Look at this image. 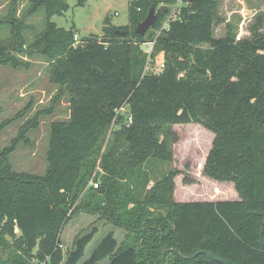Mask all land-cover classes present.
Listing matches in <instances>:
<instances>
[{
  "label": "trees",
  "instance_id": "1",
  "mask_svg": "<svg viewBox=\"0 0 264 264\" xmlns=\"http://www.w3.org/2000/svg\"><path fill=\"white\" fill-rule=\"evenodd\" d=\"M75 1L82 6L87 0ZM183 2L155 44L165 65L149 72L143 44L153 41L165 17L159 12L149 32H136L151 0L132 4L125 35L106 27L104 39L85 37L78 45L74 27L51 19L68 11L70 0H32V10L45 7L47 20L28 48L47 57L53 81L69 95L71 112L51 125L45 175L12 169L8 156L16 140L0 151V219L5 222L0 245H6L8 233L16 246L7 259L0 254V264H35L47 257V264L64 261L59 231L100 159L105 174L97 187L85 190L78 207L108 211L113 222L136 225V232L154 230L159 221V233L170 227L175 235L119 247L109 232L82 264H100L107 257L108 264H223L196 255L201 250L237 264H264V32L247 39L237 40L236 33L216 38L215 0ZM8 49L0 45V61L13 58ZM126 103L129 109L122 112ZM191 122L216 133L205 174L233 181L239 199L178 202L172 199V177L148 182L147 166L172 157L163 126ZM30 123L36 126L37 118ZM141 191L147 192L144 199ZM97 231L77 238L65 264L80 262Z\"/></svg>",
  "mask_w": 264,
  "mask_h": 264
},
{
  "label": "rangeland",
  "instance_id": "2",
  "mask_svg": "<svg viewBox=\"0 0 264 264\" xmlns=\"http://www.w3.org/2000/svg\"><path fill=\"white\" fill-rule=\"evenodd\" d=\"M137 1L140 0H87L85 5L78 6L75 0H70V9L63 15L52 16L51 19L60 27H74L81 43L85 37L97 36L102 40L105 38L106 27L127 31L124 26L130 24V9ZM151 1V7H156L157 20L161 11L165 17L161 27L155 31L153 41L143 44L146 52L147 45L153 44L151 53L147 52L146 70L149 72L157 66L164 67V52L156 53L155 44L163 30L169 28L171 22L177 19L180 8L185 4L181 0ZM215 4L218 16L214 25L216 38L236 33L239 40L251 38L253 33L264 32V0H215ZM32 8V0H0V45L9 48L8 52L13 57L11 60L0 61V151L10 148L16 140L15 147L8 156L12 169L18 173L42 176L49 168L51 125L57 120L67 119L71 109L67 91L62 90L52 79L47 57L37 52L32 53L28 48L35 41V36L44 30L47 20L45 7L35 10ZM23 41L24 47L21 44ZM128 109L129 104L126 103L120 110L125 112ZM40 111L46 113L38 114ZM35 118L38 123L32 127L30 122ZM161 130L172 157L169 160L155 159L147 166L148 182L151 185L172 177V199L178 202L240 198L233 181L217 180L205 174V166L216 137L213 130L201 122L164 125ZM104 174L100 159L85 190L91 186L92 181L100 183V177ZM83 193L69 209L58 234L64 255L61 264L67 261L77 238L94 227L98 231L78 264H82L91 256L109 232L114 233L119 247L143 242L147 238L152 243L160 241L163 232L159 233V221L153 223L154 230L145 228L136 232V225L129 227L113 222L108 217V211L104 214L78 207ZM146 194L147 192L141 191V199H144ZM163 216H166L165 210ZM4 225L5 222L0 219V229ZM142 227L139 226V229ZM171 232L172 229L168 227L163 235ZM16 233L17 237L21 235L19 229ZM173 235L175 233L171 234L169 239ZM5 240L6 245H0L3 259L14 255L16 248L13 245L14 238L8 233ZM149 247L151 246H147V251ZM48 260L49 257L45 262L36 261L35 264H47ZM110 260L111 257H107L100 264H108Z\"/></svg>",
  "mask_w": 264,
  "mask_h": 264
},
{
  "label": "water",
  "instance_id": "3",
  "mask_svg": "<svg viewBox=\"0 0 264 264\" xmlns=\"http://www.w3.org/2000/svg\"><path fill=\"white\" fill-rule=\"evenodd\" d=\"M157 18H158V16L156 14V7L152 6L150 8L149 13L146 16V18L137 25L136 32L140 35H145L147 33V31L156 23ZM117 31L121 35L126 34V31H122V30H117ZM261 241L264 245V236L263 235L261 236ZM200 253H205V254L209 255L210 257H212L214 260L221 262L223 264H237L236 262H234L231 259L220 257V256H218V255H216L210 251H206V250L202 251L201 250V251H198L196 253V255L200 254Z\"/></svg>",
  "mask_w": 264,
  "mask_h": 264
},
{
  "label": "built area",
  "instance_id": "4",
  "mask_svg": "<svg viewBox=\"0 0 264 264\" xmlns=\"http://www.w3.org/2000/svg\"><path fill=\"white\" fill-rule=\"evenodd\" d=\"M181 2H183V0H181ZM75 40H76V45H78L79 43H81V42H79V36L78 35L75 36ZM152 49H153V44L152 43H150L149 45H147V52L148 53H151ZM92 184H94L95 187L98 186V183L95 182V181H92Z\"/></svg>",
  "mask_w": 264,
  "mask_h": 264
},
{
  "label": "crops",
  "instance_id": "5",
  "mask_svg": "<svg viewBox=\"0 0 264 264\" xmlns=\"http://www.w3.org/2000/svg\"><path fill=\"white\" fill-rule=\"evenodd\" d=\"M189 201H191V200H189Z\"/></svg>",
  "mask_w": 264,
  "mask_h": 264
}]
</instances>
